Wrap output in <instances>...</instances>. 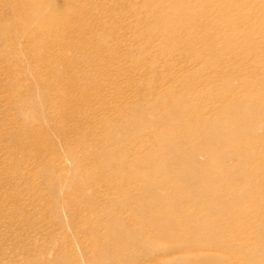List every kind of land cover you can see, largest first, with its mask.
<instances>
[{"label": "rangeland", "instance_id": "rangeland-1", "mask_svg": "<svg viewBox=\"0 0 264 264\" xmlns=\"http://www.w3.org/2000/svg\"><path fill=\"white\" fill-rule=\"evenodd\" d=\"M218 212L264 246V0H0V264H152Z\"/></svg>", "mask_w": 264, "mask_h": 264}, {"label": "bare ground", "instance_id": "bare-ground-1", "mask_svg": "<svg viewBox=\"0 0 264 264\" xmlns=\"http://www.w3.org/2000/svg\"><path fill=\"white\" fill-rule=\"evenodd\" d=\"M101 39H105L107 34H101ZM53 65H58L54 57L55 51L50 53ZM40 140V139H39ZM247 218L244 215H236L231 217L224 213H214L213 220L204 224V229L201 231L187 232L184 236L183 233H170L165 240L166 243H159L155 248H144L141 258L152 260V264H169L164 260V256L169 253L181 252L182 257L176 262L171 264H250V259L257 252H264V246L261 248L245 247L239 249L236 254L225 258L218 252L224 246L235 248L239 242L249 235L248 231L243 228ZM238 224V227L234 226ZM194 236L200 238V244L197 248L186 249L189 238ZM186 245H183V244ZM184 247L182 250L181 247ZM240 248V247H239ZM237 250V248H235ZM204 251V256L202 253ZM144 262V261H143Z\"/></svg>", "mask_w": 264, "mask_h": 264}]
</instances>
